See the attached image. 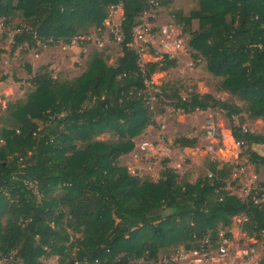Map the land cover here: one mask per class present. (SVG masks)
I'll return each mask as SVG.
<instances>
[{
  "label": "trees",
  "instance_id": "16d2710c",
  "mask_svg": "<svg viewBox=\"0 0 264 264\" xmlns=\"http://www.w3.org/2000/svg\"><path fill=\"white\" fill-rule=\"evenodd\" d=\"M196 1L187 17H171L188 33L194 65L202 62L221 78L217 90L241 104L195 90L182 96L175 82L150 83L157 64L142 63L133 27L144 13L173 0H0L6 26L20 17L11 51L25 52L40 50L43 42L70 45L91 28L102 32L110 7L122 8L121 54L113 65L102 50H93L87 69L73 79L53 77L47 66L32 74L25 64L32 90L7 101L0 113V123L7 124L0 126V261L157 262L161 251L198 248L206 237L215 241L236 216L245 218L241 228L247 236L264 239V182L244 199L230 193L233 165L209 161L208 173L190 182L166 159L157 180L131 175L119 164L135 148L134 138L156 125L155 103L157 114L164 105L182 114L222 112L247 162L264 166V156L252 149L264 144V135L234 122L241 113L251 121L264 119V0ZM158 63L161 70L176 66L169 55ZM104 133L110 138L98 139ZM173 144L193 148L197 138L181 136ZM256 264H264V257Z\"/></svg>",
  "mask_w": 264,
  "mask_h": 264
},
{
  "label": "rangeland",
  "instance_id": "374dc122",
  "mask_svg": "<svg viewBox=\"0 0 264 264\" xmlns=\"http://www.w3.org/2000/svg\"><path fill=\"white\" fill-rule=\"evenodd\" d=\"M197 7L196 0H173L169 6L148 11L140 18L141 21L148 18L155 28V31L141 40L140 46H138L142 50L141 61L143 64L147 62L157 64V70L152 75L150 83L158 86L164 81L175 82L180 86L182 96H187L190 91L195 90L241 104L228 93L217 90L221 78L209 73L202 62L199 65H194L189 56L188 33L175 24L174 18L171 17L172 12H179L187 17L190 11ZM120 20L121 10L117 8L112 13L109 11L105 30L99 32L91 28L82 34L86 41H89L86 46H81L80 41L76 44L72 43L73 45L67 50L58 46H50L46 48L49 49L47 53L35 58L34 54H41L45 51L43 47H40V50L31 49L28 52L20 48L11 51V35L14 32V25L20 23V17L13 18L9 26H6L0 19V113L4 110L7 101L24 99L26 94L32 90L29 82V77L32 75L27 73L25 64L30 65L32 74L41 67L47 66L53 77L73 79L87 69L92 51L102 50L107 64L113 65L121 54L118 41L113 39ZM196 25L197 21L193 20L192 29H195ZM163 28L167 29L165 34L162 32ZM175 39L181 41L182 45L173 51L168 48L167 44ZM152 50L154 52H151ZM164 55L174 58L176 66L167 70L159 69L158 62ZM153 102L154 100H152V104ZM156 105L153 104L156 125H149L141 135L134 138L135 148L119 159V164L126 166L131 175L157 180L163 168V161L166 159L167 166L174 169L182 179L195 182L199 177L208 173V162L215 161L219 163V166L224 163L234 166L226 189L242 199L248 195L250 189H255L258 187V183L264 182V166H255L247 162V156L242 154L241 148L231 136L230 123L222 112L209 109L182 114L173 110L172 107L164 105L162 106L164 111L157 114ZM234 122L240 123L250 132L264 135V119L251 121L246 118L245 113H241L234 117ZM209 123H213L217 129L213 139L205 137L206 126ZM4 125H7L6 122L0 123V126ZM181 136L196 137V146L193 148L175 146L173 141ZM109 138V133L98 136V139ZM256 148L257 152L264 156V144H259ZM235 166H240V168ZM261 201L264 202V196ZM242 222L243 219L236 216L232 219L231 226L224 231L230 235L236 249L239 246L248 244L250 247L251 245L256 249L258 260H260L264 257V239H257L256 243H253L254 239L242 231ZM172 251L173 249L169 253L161 251L157 262L144 260L141 264H159L162 258L160 256H168ZM235 251L233 248L231 253ZM41 260L44 264H59L57 257L48 259L41 257ZM0 264L15 263L1 260ZM178 264L188 263L180 262Z\"/></svg>",
  "mask_w": 264,
  "mask_h": 264
},
{
  "label": "built area",
  "instance_id": "2783aa9c",
  "mask_svg": "<svg viewBox=\"0 0 264 264\" xmlns=\"http://www.w3.org/2000/svg\"><path fill=\"white\" fill-rule=\"evenodd\" d=\"M153 5H157L156 2H153ZM121 10L122 15V8L121 5L111 6L109 11L112 13L116 9ZM150 12V11H149ZM145 14V13H144ZM118 27L115 29V37L117 41L120 40V36L117 35ZM155 30L154 26L151 24L149 19L142 20L137 25L133 27V42L134 45L139 48L140 41L143 40L147 35H151L152 31ZM163 34L167 32L166 28L162 29ZM84 36H74L72 38V42L70 45H66L63 43H57V46L67 50L72 43L76 44L81 40H84ZM47 42H52V39H47ZM43 48H47L48 44L40 43ZM181 41H177L176 39L173 42H169L167 44L168 48L176 49L180 48ZM173 50V51H174ZM216 127L213 123H209L206 126V138L213 139L216 135ZM238 145V143H237ZM211 150V147H210ZM28 183V181H27ZM264 190V189H263ZM264 196V195H263ZM257 201V200H256ZM244 220L245 218L241 216ZM253 238V237H252ZM252 240L253 243H256L255 238ZM233 248L236 250L234 253H231ZM144 260H132L131 264H141ZM180 262H187L188 264H256L258 262V255L256 253V249L253 248L251 245H244L239 246L237 249L235 248L234 244L232 243V239L230 235L225 232L224 230H219L217 232L215 241H210L208 237H206L200 244L198 248H190L185 249L183 246H179L174 252H172L169 256L162 257L159 264H178Z\"/></svg>",
  "mask_w": 264,
  "mask_h": 264
},
{
  "label": "crops",
  "instance_id": "0c3cea01",
  "mask_svg": "<svg viewBox=\"0 0 264 264\" xmlns=\"http://www.w3.org/2000/svg\"><path fill=\"white\" fill-rule=\"evenodd\" d=\"M44 50H45V51L42 52L41 54H34V55H35V58L39 57L40 55H43V54L47 53V50H49V49H46V48H45ZM257 145H259V144H254V145L252 146V149L255 150L256 152H257V150H256V149H257V148H256Z\"/></svg>",
  "mask_w": 264,
  "mask_h": 264
}]
</instances>
